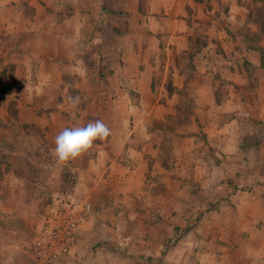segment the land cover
<instances>
[{
	"label": "crops",
	"instance_id": "0c3cea01",
	"mask_svg": "<svg viewBox=\"0 0 264 264\" xmlns=\"http://www.w3.org/2000/svg\"><path fill=\"white\" fill-rule=\"evenodd\" d=\"M252 3L0 0V153L10 163L0 164V170L21 181L26 177L16 174L26 168L32 173L31 184L47 191L63 172L54 153L56 136L77 122L86 126L123 109L126 135L113 129L110 141L99 144L101 159L84 153L79 170H89L90 184L112 185L110 193L138 192L151 156L170 174L167 187L177 188L175 201L185 204L184 211L169 213L163 225L172 221L183 227L200 212L197 236L222 239L208 245L212 260L195 264H223L214 254L227 248L225 244H239L224 237L264 234V68L256 50L264 49V19ZM262 10L264 15V2ZM252 34L259 36L255 44L247 39ZM183 60L190 64L187 69L179 63ZM69 91L79 92L81 105L69 100ZM191 93V118L201 125L205 141L186 135L177 144V155L181 152L194 162L175 163L166 171L159 150L150 151L147 144L133 153L135 166L116 162L135 128L146 133L159 109L181 106ZM131 116L133 130L127 128ZM149 137L136 135L140 141ZM132 200L135 205L140 201ZM211 203L215 206L209 208ZM142 216L131 213L124 221ZM161 225L153 222L151 230ZM191 235L196 234L190 230ZM194 244L196 251L208 247L207 239L196 238ZM178 248L189 246L180 240L167 254Z\"/></svg>",
	"mask_w": 264,
	"mask_h": 264
},
{
	"label": "rangeland",
	"instance_id": "374dc122",
	"mask_svg": "<svg viewBox=\"0 0 264 264\" xmlns=\"http://www.w3.org/2000/svg\"><path fill=\"white\" fill-rule=\"evenodd\" d=\"M252 1L256 14L263 21L264 1ZM179 63L185 69L190 66L185 60ZM163 64L161 61L160 67ZM162 79L159 77L160 81ZM156 94H159V91ZM192 95L193 93L185 98L186 101L182 102L181 107L159 109L156 117L153 116L146 125V133L143 129L135 128L127 141L125 151L116 162L135 166L137 158L133 153L146 144V149L150 151H155V148L157 152L159 150V156L163 158L161 166L167 169L166 171L175 163L194 162L196 159L190 161L180 156L181 152L177 155L179 153L177 144L180 145L186 135H198L202 140L206 135L200 130L201 125L194 123L191 118L195 112V108L192 107L194 102ZM70 96L79 97L77 106L82 104L79 92L69 91L68 97ZM132 96L137 100L136 93H132ZM125 118V111L120 109L109 112L100 121H103L111 131L116 130L118 135H126V129L121 123ZM133 120L131 116L127 127L129 130H133L135 126ZM58 122L60 123L59 120ZM73 126L85 125L77 122ZM28 132L34 133V130L30 129ZM136 135L150 137L140 141L136 139ZM106 139L107 142L110 141V137ZM103 141L95 142V145L86 152L88 157L101 159L99 144ZM149 143L153 145L151 148ZM39 147L42 151L43 146ZM8 161L9 158L0 153V164H7ZM84 161L85 154H82L72 163L64 162L60 180L58 179L47 191L38 184H31L32 173L26 168L16 174L25 176V180L23 179L25 182L16 181L7 175V171L0 170V264H195L214 258L213 249L208 245L214 240L221 241L222 236L205 233L197 236L200 212L183 227H175L172 221L167 222V226L163 225L170 216L169 213L184 211L185 204L175 201L174 192L176 193L177 188L167 187L170 174L161 171L151 156L147 159L148 172L145 174L143 188L138 192L127 193L118 189L110 193L114 188L103 181L96 185L90 184L89 170L82 168L79 170ZM15 162L16 159L11 160V163ZM39 183L41 184V181ZM30 197H33L34 201L31 202ZM169 197L173 198L168 201ZM132 198L140 201L135 205ZM180 198L184 200L183 197ZM67 206H76L79 209L72 238L69 241L65 239L63 242L50 243L52 234L44 233L41 218L58 212L68 214L70 210ZM212 206L215 205L211 203L209 208ZM136 212H142L144 218L142 216L137 221L129 220L131 223L124 221L128 219L125 216ZM62 220H65L64 216ZM159 221L162 223L161 227L151 230L152 223ZM216 222L219 226L222 225L220 220ZM169 229L171 236L168 235ZM190 230L196 235L189 236ZM196 238L204 241L207 239L206 250L193 249ZM224 238L228 241L235 239L239 244L238 246L225 244L227 247L225 251L214 254L216 261H223V264L246 262L264 264V234H250L244 237L228 235ZM180 240L187 242L188 250L178 248L168 255L167 248ZM50 253L56 255L52 263L45 260ZM139 253H142L141 261L137 263L135 258L139 257Z\"/></svg>",
	"mask_w": 264,
	"mask_h": 264
},
{
	"label": "clouds",
	"instance_id": "9594fccd",
	"mask_svg": "<svg viewBox=\"0 0 264 264\" xmlns=\"http://www.w3.org/2000/svg\"><path fill=\"white\" fill-rule=\"evenodd\" d=\"M69 100L73 104L79 103V97L70 96ZM110 135V128L100 120L83 127L65 128L55 138V156L61 163L74 160L88 152L97 140L103 141Z\"/></svg>",
	"mask_w": 264,
	"mask_h": 264
},
{
	"label": "built area",
	"instance_id": "2783aa9c",
	"mask_svg": "<svg viewBox=\"0 0 264 264\" xmlns=\"http://www.w3.org/2000/svg\"><path fill=\"white\" fill-rule=\"evenodd\" d=\"M67 207L69 208L68 210H70L68 214L58 212L54 215L42 216L41 218L43 221L44 233L52 234L50 238V243L63 242L65 239L69 241L72 238V234L76 227V218L79 209L76 206ZM63 216L66 221L62 220ZM55 257V253H50L49 255H47V257H45V260L48 263H52Z\"/></svg>",
	"mask_w": 264,
	"mask_h": 264
},
{
	"label": "trees",
	"instance_id": "16d2710c",
	"mask_svg": "<svg viewBox=\"0 0 264 264\" xmlns=\"http://www.w3.org/2000/svg\"><path fill=\"white\" fill-rule=\"evenodd\" d=\"M260 33L262 35H264V31H263V28L260 27ZM247 39L249 41V43L251 44L252 42L255 44L257 43V41L259 40V36H256L254 34L252 35H248L247 36ZM259 53H260V63H261V67L264 68V49L262 48H257L256 49ZM181 107V106H180ZM183 125V124H182ZM178 230V229H177Z\"/></svg>",
	"mask_w": 264,
	"mask_h": 264
}]
</instances>
